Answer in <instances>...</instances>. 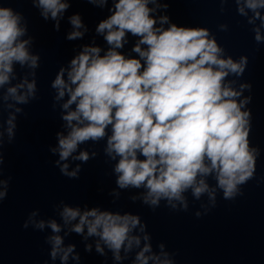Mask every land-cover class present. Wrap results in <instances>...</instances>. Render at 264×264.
Instances as JSON below:
<instances>
[{
	"label": "clouds",
	"instance_id": "9594fccd",
	"mask_svg": "<svg viewBox=\"0 0 264 264\" xmlns=\"http://www.w3.org/2000/svg\"><path fill=\"white\" fill-rule=\"evenodd\" d=\"M32 2L34 7L43 9V19L50 17L55 21L53 27L59 31L58 17L71 4L61 0ZM87 2L95 7L107 4V0ZM151 2L155 4L156 0ZM149 3L150 0H115L114 10L109 9L112 14L101 20L95 29L97 34H104L105 41L111 46L108 51L101 56L100 47L83 46V50L70 61L68 82L64 67L51 82V87L57 90L55 100L63 99L68 93L62 109L68 110L75 105L74 110L66 111L61 117L71 130L67 135L57 133L59 160L55 165L62 175L78 178L79 165L69 172L68 165L60 162L76 152L78 145L88 141L98 143L107 137L106 154L112 159L119 157L114 167L118 174L117 186L120 189L143 186L147 191L142 202L153 210L162 200L166 201L167 207L176 210L172 203L175 200L180 201L186 211L183 193L189 188L197 199L207 192L214 204L215 189L210 190L204 179L213 173L225 200L243 195L238 186L254 177L259 156L258 148L249 147L251 110H242L252 97L239 99L245 89L251 91L252 85L241 84L237 91L224 82L229 74L243 75L248 57L241 56L239 61H234L231 56L221 58L223 49L214 38H209L206 28L178 27L171 23L165 29L162 25L169 23L168 16H161V27H155L157 20L150 15L155 9L150 8ZM168 6L167 3L162 5L164 9ZM245 7L252 10L254 19H261V26H264V18L258 11L264 9V0H244L243 6L238 7L241 15H246ZM22 19V14L11 7L0 6V86L10 83L14 62L33 70L39 68V55H31L26 47L30 41L19 39L27 31L26 27H21ZM69 19L74 29L87 31L79 14ZM248 22L253 23V20ZM254 31L255 41L258 44L264 42L260 29ZM84 32L74 30L66 39H82ZM126 33L139 37L132 49L139 58H126L117 51L123 48ZM31 74V82L25 79L21 84L9 87L4 99L11 97L19 104H27L29 97L35 99L36 73ZM25 85L27 92L18 94V89ZM20 111L16 109V112ZM14 120L15 116L7 120L10 141ZM109 126L110 135L106 132ZM51 151L55 153L57 149ZM138 153L143 159L138 158ZM95 156V152L90 157L87 151H81L74 159L86 163ZM2 164L3 155L0 153ZM0 185L4 188L0 191L2 202L8 194V181H0ZM200 215L196 213L197 217ZM61 216L65 223L79 218L71 231L85 239L98 237L112 251L115 261H121L122 248L127 252L133 244L140 245V238L129 233L137 227L142 232L147 228L138 214L113 213L98 208L81 213L79 208L65 206ZM44 226V221H40L35 228L43 230ZM48 226L53 233L61 231L55 220L49 221ZM23 227H29L27 221ZM149 238L147 234L144 236L145 241ZM49 240L52 244L50 258L55 261L60 254V264H66L69 255L75 252V245L62 248L60 235ZM159 247L163 249L164 245ZM95 250L105 255L99 242ZM85 251L91 252L92 245L86 244ZM150 251L151 244L145 243L135 261L148 264L151 259L159 264H173L167 258L160 261L158 256H146L145 253ZM164 255L167 257L168 254ZM73 259L78 262L79 255Z\"/></svg>",
	"mask_w": 264,
	"mask_h": 264
}]
</instances>
